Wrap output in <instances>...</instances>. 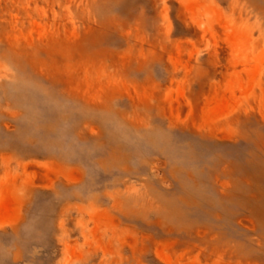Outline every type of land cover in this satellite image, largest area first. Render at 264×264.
<instances>
[{"label":"rangeland","instance_id":"374dc122","mask_svg":"<svg viewBox=\"0 0 264 264\" xmlns=\"http://www.w3.org/2000/svg\"><path fill=\"white\" fill-rule=\"evenodd\" d=\"M0 264H264V0H0Z\"/></svg>","mask_w":264,"mask_h":264}]
</instances>
